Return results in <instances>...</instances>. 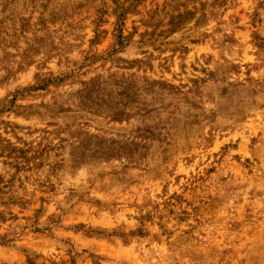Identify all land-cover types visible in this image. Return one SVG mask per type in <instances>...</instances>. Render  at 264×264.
Returning <instances> with one entry per match:
<instances>
[{
  "label": "rangeland",
  "instance_id": "374dc122",
  "mask_svg": "<svg viewBox=\"0 0 264 264\" xmlns=\"http://www.w3.org/2000/svg\"><path fill=\"white\" fill-rule=\"evenodd\" d=\"M0 264H264V0H0Z\"/></svg>",
  "mask_w": 264,
  "mask_h": 264
}]
</instances>
